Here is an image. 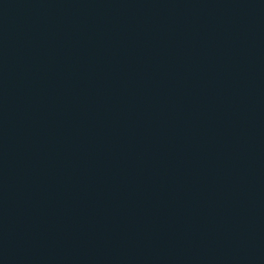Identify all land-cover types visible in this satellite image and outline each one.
<instances>
[{
  "label": "water",
  "instance_id": "95a60500",
  "mask_svg": "<svg viewBox=\"0 0 264 264\" xmlns=\"http://www.w3.org/2000/svg\"><path fill=\"white\" fill-rule=\"evenodd\" d=\"M0 264H264V0H0Z\"/></svg>",
  "mask_w": 264,
  "mask_h": 264
}]
</instances>
